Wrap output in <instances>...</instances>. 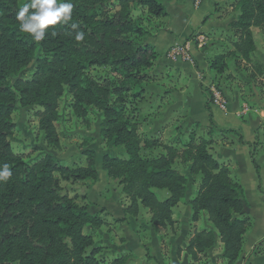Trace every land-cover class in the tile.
<instances>
[{
  "label": "trees",
  "instance_id": "16d2710c",
  "mask_svg": "<svg viewBox=\"0 0 264 264\" xmlns=\"http://www.w3.org/2000/svg\"><path fill=\"white\" fill-rule=\"evenodd\" d=\"M26 2L0 0V166L7 164L12 171L6 182H0V264H125L129 258L127 253L109 261L100 258L102 246L95 244L94 236L104 218L62 192L61 181L97 180L93 149H84L86 165L75 167L62 164L51 152L30 161L13 152L10 137L16 127L12 113L17 103L41 107L38 128L48 144L60 147L55 123L65 90L77 112L84 114L88 107L100 110V136L125 147L127 158L105 153L100 162L106 176L119 180L121 192L129 199L123 213L136 217L142 206L149 210L152 225L173 224L174 208L184 199L188 185V174L180 169L183 167L198 180L189 200L191 221H198L204 213L213 226L194 230L184 250L192 261L197 260L218 239L226 264H235L253 220L243 212V186L229 163L210 152L216 141L210 137L212 123L204 128L209 137L197 135L201 125L194 122L186 142L162 144L157 138L141 139L136 124L126 114L128 91L156 79L147 70L158 53L146 38L150 28L162 29L163 24L154 26L152 22L167 17L163 0H72L73 19L69 23H79L85 33L82 42L75 40L74 31L69 34L68 25L51 26L40 42L21 32L16 12ZM237 5L239 13L229 23L237 37L233 51L239 56L237 61L253 62L254 31L264 28V0H237ZM136 12L144 14L146 25L136 18ZM52 27L59 33L55 37L50 34ZM38 50L40 57H36ZM33 60L36 63L30 77L19 76ZM95 68H109L116 81L99 82L90 77L89 71ZM209 68L215 75L224 74L226 54L215 56ZM216 131L218 140L229 142L227 134L234 130ZM238 142L244 143L239 134ZM157 148L161 151L154 155L141 154ZM252 163L259 179V166L253 157ZM154 189L166 190L168 196L159 199ZM263 242L264 238L250 254L264 251L260 248Z\"/></svg>",
  "mask_w": 264,
  "mask_h": 264
},
{
  "label": "rangeland",
  "instance_id": "374dc122",
  "mask_svg": "<svg viewBox=\"0 0 264 264\" xmlns=\"http://www.w3.org/2000/svg\"><path fill=\"white\" fill-rule=\"evenodd\" d=\"M197 1L199 0H192L193 9L195 8L194 10L189 7L191 10L187 16L188 23L186 29L187 31L192 29L194 31L189 34L185 41L191 40L194 38L195 34L200 33L198 32V27L202 25V19L206 15H209L210 19L217 23L223 22V19L226 20L225 22H228L225 27H217L203 33V35L208 38V41H206V44L202 47H197L200 51L204 50L206 52L209 61L215 56L224 53L226 54V62H228V68L225 73L221 76L212 78L213 84L209 85L208 89H206L208 93L207 100L210 103L211 86L220 88H224L225 86V89L231 90L233 81L236 79V76H238L234 64L238 62L236 58L239 56L233 51V44L237 37L230 29L229 23L237 17L239 9L237 0H227L222 4L214 3L211 5V10H207L208 8L204 9V5H201L198 9L196 7ZM187 6L188 4L186 7ZM204 11L207 12L200 17L199 14ZM135 16L137 19L143 20V25L147 24L144 14L136 12ZM181 28L182 26L180 25L179 29H176L175 34H178L177 30L180 31ZM152 29L150 28V30ZM40 56H42V53L38 50L36 52V57ZM240 62L243 61L241 60ZM35 63V60H33L20 72L19 76L24 78L30 77L34 71ZM173 63L174 62H170L169 65ZM178 63L181 62H175V64ZM151 70L152 69H148L147 72ZM89 75L99 82L104 81L106 83L116 81L117 78L109 68L92 69L89 71ZM154 76L156 78L157 75ZM184 85V82H179L177 84L167 78H156L153 83L136 86L128 91L129 96L127 95L126 114L129 116L131 122L136 124L138 128L137 133L141 139L157 138L162 144H174L177 140L185 142L188 140V134L191 132V129L195 128L194 123L188 124L184 121L187 113L182 104L178 103L179 107L173 110L172 113L169 107V104L172 103L171 97L174 96L176 99V96H178L177 94L183 92ZM173 91L175 93H171ZM136 93L140 94L134 96ZM40 109L41 107L39 106L23 107L17 103V107L12 113V120L15 122L16 127L10 137L13 152L22 155L26 161L33 160L46 152H51L59 158L62 164L75 167L86 165L85 156L82 153L84 149L91 148L95 151V167L102 173L100 175L98 174L97 180L95 182L91 180L83 182L61 181V186L63 193L75 197L76 201L80 204H87L90 213L99 212L104 218V225L95 230L96 233L94 236L95 244L102 246L101 252L98 254L100 258L109 261L122 253H127L131 256L133 254L127 252L125 248H122L123 244H127L128 246L131 245L132 247L134 241L139 240L142 249L138 248L137 251H139V255L135 256L137 260H131V264H145L146 261H151L154 254L158 252V246L161 251L164 252L163 263L171 264V255L174 253L179 254L181 249H172L171 243H169L170 237L176 235L177 237L179 236L184 239L188 237L189 239L194 230H201L203 228L213 229L212 224L207 220L204 213H201L199 220L196 222L191 221V213H189L190 216H188L187 211L190 207L189 200L194 196L197 190L198 180L196 176L188 173V170L183 167H180V169L188 174V185L184 199L174 208L172 215L174 220L173 224L167 225L166 227L152 225L150 223L149 210L142 206L136 217L125 215L123 213V207L129 204V199L121 192L122 186L119 180L106 176L104 171L100 168V162L102 155L105 153L120 158H127L128 156L123 145H114L112 142H107L100 136V123L103 119L102 112L95 107L86 108L84 114L77 112L73 105L71 95L65 90L59 101V117L55 123L60 143V147L56 149L45 141L42 131L38 128L37 112ZM153 119H162V122L156 125L152 122ZM196 132L199 136H206L204 135V129H197ZM217 135L216 128H212V135H210V137L215 138ZM158 151L161 150L157 148L151 152L141 151V154L151 153V155H154ZM154 192L159 199H165L168 196L166 190L154 189ZM82 196H84V198H82ZM89 198L91 200L105 199L107 201V208L101 207L99 204H97V207H93ZM261 214H263V212H261ZM260 222V225L256 224L254 229L264 224V218L262 216L260 217ZM186 223H188L189 226L187 234L184 233L186 230ZM85 231H88V228H86ZM220 244V241L217 239L214 246L211 247L212 249L210 248L212 250L211 256L207 250L204 254H200L197 260L192 261L190 257L188 264L190 262H193L192 264H226L225 259L221 261L223 255L221 256L220 254L223 247ZM155 245H157V248H155ZM118 246H121V248H118ZM220 246L222 249H220ZM260 248L264 250V242L260 245ZM244 249H246L245 246ZM263 254L264 251L259 255ZM259 255H255L258 256L256 260L257 263L255 264H263L264 262L263 257ZM219 260L221 262H219ZM243 263L251 264L247 258H244Z\"/></svg>",
  "mask_w": 264,
  "mask_h": 264
},
{
  "label": "crops",
  "instance_id": "0c3cea01",
  "mask_svg": "<svg viewBox=\"0 0 264 264\" xmlns=\"http://www.w3.org/2000/svg\"><path fill=\"white\" fill-rule=\"evenodd\" d=\"M225 1L227 0H202L197 8L199 9L201 5H204V9L211 10L212 4H222ZM163 4L168 13L167 17L155 19L152 22L154 26L163 24L160 27L162 29L158 31L150 30V35L146 38V43L153 45L158 53V58L150 68L152 70L149 73L157 75L156 78L158 79L167 78L177 84L184 82L183 92L176 96L178 99H175L174 96L171 97L172 103L169 104L171 113L179 107L178 103H180L186 110L187 114L184 121L188 124L198 122L201 129H204L211 126L212 123L216 129L234 130L227 134L229 142L220 141L216 136L214 138L216 141L212 144L210 152L219 161L229 163L232 173L237 176L238 181L243 186L245 200L243 212L253 219L252 227L247 231L241 255L235 264H244V258H247L251 264H255L258 256L250 253L253 246L264 237V224L254 229L256 224L260 225V217L264 218V28L260 32H257L259 30L254 31L256 51L251 56L253 62H236L234 67L238 76L233 81L231 90L225 89V86L222 87L228 99L227 109L221 110L211 103H209L207 109L208 93L206 89L213 84L212 78L221 75H215L209 68V57L206 52L193 48V62L191 63H173L169 65L170 62L165 57V52L170 46L184 42L189 34L194 31L193 29H188L189 31L186 29L188 13L191 8L192 10L195 9H193L192 0H163ZM206 12L200 13V17ZM225 21L223 19V22L217 23L209 17L198 27V32L206 33L217 27H225L228 24ZM180 25L182 26L181 30H177L178 34H175ZM256 65H260L261 68L258 69L255 67ZM152 122L158 125L162 122V119H153ZM238 134L242 136L244 143L238 142ZM252 157L259 166V179L255 173ZM97 171L99 175L102 174L98 169ZM91 203L93 207H97V204H99L101 207L107 208V201L103 198L101 200H91ZM187 213L190 216V207ZM185 227L184 233L187 234L188 223ZM187 240L188 237L186 239L176 235L170 237L169 243H171L172 249H181L180 253H177L178 255L176 253L171 255V264H188L190 256L184 250ZM132 245L131 247V245L123 244L122 248L133 254L129 256L125 264H131V260H137L135 258L139 255L137 250L138 248L142 249L139 240L134 241ZM244 246L246 249H244ZM118 248H121V246H118ZM155 248H157V245H155ZM211 249L208 250L210 256L212 254ZM220 249H222L221 246ZM220 255H223V250ZM259 256L264 259V254ZM163 259L164 252L158 246V252L154 254L151 261H146L145 264H164ZM222 259L224 258L221 257V261ZM221 261L219 260V262Z\"/></svg>",
  "mask_w": 264,
  "mask_h": 264
},
{
  "label": "clouds",
  "instance_id": "9594fccd",
  "mask_svg": "<svg viewBox=\"0 0 264 264\" xmlns=\"http://www.w3.org/2000/svg\"><path fill=\"white\" fill-rule=\"evenodd\" d=\"M74 4L72 0H28L16 12L20 31L29 34L36 42L46 39L51 26L68 25L75 32V40L82 42L85 38L84 31L80 30L77 22H71ZM31 10V11H30ZM51 36L59 33L51 28ZM12 175L9 165L0 166V182H6Z\"/></svg>",
  "mask_w": 264,
  "mask_h": 264
},
{
  "label": "built area",
  "instance_id": "2783aa9c",
  "mask_svg": "<svg viewBox=\"0 0 264 264\" xmlns=\"http://www.w3.org/2000/svg\"><path fill=\"white\" fill-rule=\"evenodd\" d=\"M200 3L201 0L197 1V4L195 3L196 7ZM206 41L207 37L203 33H197L191 40L170 46L165 52V57L168 61L174 63H191L193 61L192 49L202 47L206 44ZM209 99L211 104L216 105L221 110L227 109L228 99L222 88L211 86Z\"/></svg>",
  "mask_w": 264,
  "mask_h": 264
}]
</instances>
